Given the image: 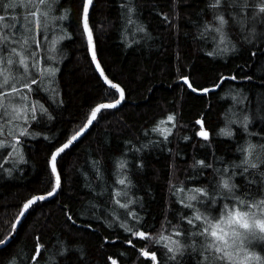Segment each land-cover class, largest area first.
I'll use <instances>...</instances> for the list:
<instances>
[{
	"label": "snow or ice",
	"instance_id": "1",
	"mask_svg": "<svg viewBox=\"0 0 264 264\" xmlns=\"http://www.w3.org/2000/svg\"><path fill=\"white\" fill-rule=\"evenodd\" d=\"M178 3L179 0H173L171 17L163 12L156 14L174 26L173 21L179 19ZM203 3L204 7L192 23L197 28L194 39L205 42L209 37L212 39V50L205 53L207 56H230L251 45L256 47L250 52L255 57L264 49V0H203ZM118 7L125 47L140 46L141 40L151 39L148 26L142 19L139 0H119ZM93 8L94 0H81L76 23L94 71L115 98L91 106L85 121L71 136L64 142L52 144L53 138L43 129L56 120L58 109L64 105L58 45L65 39H72V33L66 27V22H71L72 9L64 7L63 0H0V161H3L0 170L8 176L14 171L22 172L20 166L27 164L25 142L43 138L49 141L45 162L50 173L48 187L40 194L30 195L19 206L9 232L0 237V246L7 245L13 232L18 230L21 218L35 204L63 190V173L58 158H62L66 149L93 122L98 123V114L116 109L126 99V88L109 77L98 58L97 40L90 23ZM21 9L22 16L13 14ZM129 36L132 39L129 40ZM177 61H180L179 53ZM190 75L189 68L188 75H179L178 78L191 92L208 93L211 90L196 87ZM217 79L212 89L220 88L227 80L252 81L253 76L221 75ZM231 98L233 104L224 115L223 126L217 131H209L203 116L195 121L199 128L194 135L199 139L193 148L199 145L206 149V155L200 157L193 152L183 169L184 180L175 175L178 170L175 163L170 165L168 191L169 196L176 199L170 201L168 207L171 208L172 202L179 206L173 211L175 223L166 215L159 230H145L141 212L145 207L144 196L150 193V189L144 190V196L137 195L140 189L134 179L145 168L143 155L137 156V153L152 149L173 152L168 147L170 137L174 135V129L183 127L177 123L175 113L167 114L150 130L145 129V138L149 133L157 134L158 138L147 139L138 147L131 140L125 141L120 155L110 157L115 176L111 186H106L108 168L104 160L92 161L95 178L102 182L97 185L101 190L95 192L94 198L107 195L112 204L126 213V217H122L114 208L107 215L101 212L97 219H103L106 227L118 226L127 233L122 243L145 258L142 264H264V128L259 132L251 130L255 119L264 120V93L258 99L250 100L243 90H238ZM215 138L227 139L232 145L229 151L233 153V159L217 154ZM182 139L188 142L192 137L184 135ZM84 175L87 179L88 174ZM92 186V182H88L87 187ZM64 214L71 232L77 220L68 209ZM79 228L95 231L91 222L81 224ZM103 239L104 243L115 244L119 236L112 240L107 236ZM34 241L30 254L25 257L17 252L6 264H39L38 258L45 259L44 252L48 254L45 264H72L73 261L75 264H92L87 251L76 239L55 237L45 244L41 242V236L36 235ZM137 242L142 246L137 248ZM105 264H118V260L108 255Z\"/></svg>",
	"mask_w": 264,
	"mask_h": 264
},
{
	"label": "trees",
	"instance_id": "2",
	"mask_svg": "<svg viewBox=\"0 0 264 264\" xmlns=\"http://www.w3.org/2000/svg\"><path fill=\"white\" fill-rule=\"evenodd\" d=\"M118 4L119 0H94L90 23L97 40L98 58L109 77L126 88V99L118 108L102 111V115H98V123L94 122L87 133L66 150L62 158H58L63 173V190L52 199L38 202L31 208L15 237L0 249V264H6L11 255L17 252L25 257L30 254L36 235H40L41 242L45 244L55 237L78 240L92 264H105L108 255L116 258L118 264H142L145 258L140 257L131 246L122 243L127 233L118 226L106 227L103 219H97L101 212L107 215L114 208L122 217H126V213L112 204L107 195L94 198L95 192L101 190L97 185L102 182L95 178L92 161L104 160L108 168L105 173L106 186H111L115 176L112 174L114 163L110 157L120 155L125 141L131 140L138 147L147 139L158 138L155 133H149L145 138V129L150 130L154 123L169 113L177 115V123L183 127L174 129V135L170 137L168 147L173 149L171 154L159 149L136 154L143 155L145 161V168L134 177L140 189L136 194L144 196V190L150 189V193L144 196L145 207L141 212L144 216L143 226L145 230L155 232L160 229L166 215L175 223L173 211L179 208L174 202L171 208L168 207L170 201L176 199L170 197L168 191L172 172L170 165L175 163L178 169L175 175L179 180H184L183 169L193 152L200 157L206 155V149L199 145L193 148L199 139L194 135L199 128L195 121L203 116L209 131L215 132L223 126L224 115L233 104L231 96L236 91L243 90L250 100L258 99L264 93V49L257 52L255 57L250 55L251 51L256 50L251 45L230 56L209 57L205 53L212 50L211 37L206 42L194 39L197 28L192 21L196 20L197 13L204 7L203 0H179V19L173 21L174 26L156 14L163 12L171 17L173 0H139L142 19L148 26L151 39L141 40L140 46L133 45L132 48L124 45ZM80 5L81 0H63V6L71 8L73 13L71 22H66L72 39L64 40L59 53V78L64 105L58 109L56 120L43 129L53 138L52 144L64 142L71 136L85 121L91 106L115 98L112 90L101 82L94 71L85 50L76 23ZM13 14L22 16V9ZM128 38L132 39L131 36ZM189 68L190 80L194 81L196 87L211 89L208 93H193L179 80V75L189 74ZM245 74L253 76V80H227L220 88L212 89L221 75L240 77ZM262 128L264 120L255 119L251 130L259 132ZM184 135L191 136L192 140L185 142L182 139ZM214 142L218 155L234 158L229 151L232 145L226 138H215ZM48 144L49 141L43 138L27 140L24 144L27 164L20 166L23 171H14L12 176H8L0 170V237L9 232L19 206L30 195L40 194L48 187L50 173L45 162ZM5 166L11 167L8 164ZM85 173L88 174L87 179ZM88 182H92V188L87 187ZM65 209L70 210L77 220L71 232L66 223ZM89 222L95 231L79 228V225ZM106 236L109 240L116 236L119 239L115 244L104 243ZM141 246L137 242V248ZM47 255L44 252L45 259ZM38 259L39 264H45V259Z\"/></svg>",
	"mask_w": 264,
	"mask_h": 264
},
{
	"label": "water",
	"instance_id": "3",
	"mask_svg": "<svg viewBox=\"0 0 264 264\" xmlns=\"http://www.w3.org/2000/svg\"><path fill=\"white\" fill-rule=\"evenodd\" d=\"M88 56H89V58H90V53H88ZM93 66V65H92ZM93 68H94V66H93ZM97 73V72H96ZM97 75H98V77H99V74L97 73ZM100 78V77H99ZM100 80H101V82L108 88V85H106L104 82H103V79L102 78H100ZM123 102H124V100L122 101V103L121 104H123ZM120 106V105H119ZM118 106V107H119ZM117 107V108H118ZM109 110H112V109H109ZM99 115V114H98ZM94 123V122H93ZM92 125H90L82 134H81V136L69 147V148H71L73 145H75L86 133H87V131L90 129V127H91ZM68 148V149H69ZM68 149H66V150H68ZM55 196V195H54ZM53 196V197H54ZM53 197H50V198H48V199H46V200H44V201H47V200H50V199H52ZM42 202V201H41ZM24 218H25V216L24 217H22L21 218V221H20V223L18 224V228H19V226H20V224H21V222L24 220ZM16 232H17V230L16 231H14L13 232V234H12V237H11V239L8 241V243L15 237V235H16ZM7 243V244H8ZM5 246H0V249L1 248H4Z\"/></svg>",
	"mask_w": 264,
	"mask_h": 264
},
{
	"label": "rangeland",
	"instance_id": "4",
	"mask_svg": "<svg viewBox=\"0 0 264 264\" xmlns=\"http://www.w3.org/2000/svg\"><path fill=\"white\" fill-rule=\"evenodd\" d=\"M64 42V40L63 41H61L60 43H59V45H58V48L60 49V46H61V44Z\"/></svg>",
	"mask_w": 264,
	"mask_h": 264
}]
</instances>
